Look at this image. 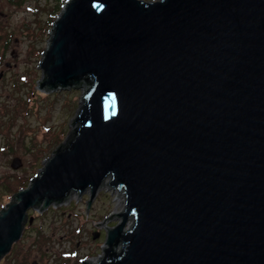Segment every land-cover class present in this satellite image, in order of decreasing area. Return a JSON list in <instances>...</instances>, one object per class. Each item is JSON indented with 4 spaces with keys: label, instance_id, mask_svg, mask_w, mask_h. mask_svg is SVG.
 Returning a JSON list of instances; mask_svg holds the SVG:
<instances>
[{
    "label": "water",
    "instance_id": "obj_1",
    "mask_svg": "<svg viewBox=\"0 0 264 264\" xmlns=\"http://www.w3.org/2000/svg\"><path fill=\"white\" fill-rule=\"evenodd\" d=\"M41 54L39 88L86 89L0 208V261L28 210L106 187L120 221L81 264H264V0H65Z\"/></svg>",
    "mask_w": 264,
    "mask_h": 264
},
{
    "label": "rangeland",
    "instance_id": "obj_2",
    "mask_svg": "<svg viewBox=\"0 0 264 264\" xmlns=\"http://www.w3.org/2000/svg\"><path fill=\"white\" fill-rule=\"evenodd\" d=\"M17 1L12 5L0 0V208L28 185L64 141L86 89L85 84L52 91L39 88V61L56 17L51 25L49 21L65 0ZM15 157L21 161L16 169L11 167ZM87 199V192L80 197L72 194L40 213L28 210L32 222L0 264L95 261L103 254L106 228L120 221L116 215L108 220L123 209L124 199L120 204L117 191L106 187L97 192L88 210Z\"/></svg>",
    "mask_w": 264,
    "mask_h": 264
},
{
    "label": "trees",
    "instance_id": "obj_3",
    "mask_svg": "<svg viewBox=\"0 0 264 264\" xmlns=\"http://www.w3.org/2000/svg\"><path fill=\"white\" fill-rule=\"evenodd\" d=\"M58 11H59V9L57 8V9H55V12H54V14L52 15V17H51V19H50V21H49V24L51 25V23H52V21H53V19L56 17V15L58 14ZM14 186H17V187H23L22 185H18V184H15ZM64 257L65 258H68V256L66 255V254H64Z\"/></svg>",
    "mask_w": 264,
    "mask_h": 264
},
{
    "label": "flooded vegetation",
    "instance_id": "obj_4",
    "mask_svg": "<svg viewBox=\"0 0 264 264\" xmlns=\"http://www.w3.org/2000/svg\"><path fill=\"white\" fill-rule=\"evenodd\" d=\"M6 2L12 4V5H15V4H18V1L17 0H5ZM21 1V0H20ZM7 65H9V63H7ZM28 225V224H27ZM26 225V226H27Z\"/></svg>",
    "mask_w": 264,
    "mask_h": 264
},
{
    "label": "bare ground",
    "instance_id": "obj_5",
    "mask_svg": "<svg viewBox=\"0 0 264 264\" xmlns=\"http://www.w3.org/2000/svg\"><path fill=\"white\" fill-rule=\"evenodd\" d=\"M117 194H118V198H119V200H120V204H121V199H122L123 195L120 194L119 192H117Z\"/></svg>",
    "mask_w": 264,
    "mask_h": 264
}]
</instances>
